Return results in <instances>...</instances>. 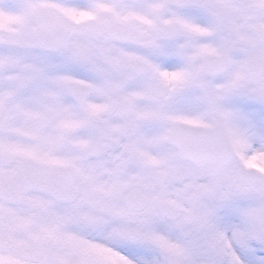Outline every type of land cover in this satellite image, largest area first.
Instances as JSON below:
<instances>
[{"label": "snow or ice", "instance_id": "obj_1", "mask_svg": "<svg viewBox=\"0 0 264 264\" xmlns=\"http://www.w3.org/2000/svg\"><path fill=\"white\" fill-rule=\"evenodd\" d=\"M0 264H264V0H0Z\"/></svg>", "mask_w": 264, "mask_h": 264}]
</instances>
